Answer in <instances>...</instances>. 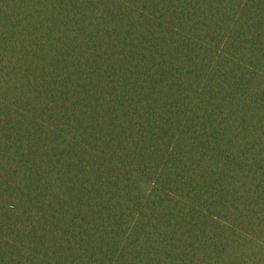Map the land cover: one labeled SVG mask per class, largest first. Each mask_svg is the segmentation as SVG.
I'll return each instance as SVG.
<instances>
[{
  "label": "trees",
  "instance_id": "obj_1",
  "mask_svg": "<svg viewBox=\"0 0 264 264\" xmlns=\"http://www.w3.org/2000/svg\"><path fill=\"white\" fill-rule=\"evenodd\" d=\"M0 264H264V0H0Z\"/></svg>",
  "mask_w": 264,
  "mask_h": 264
}]
</instances>
